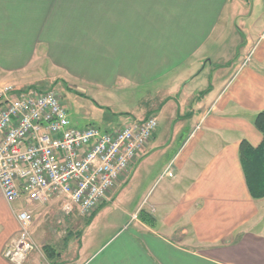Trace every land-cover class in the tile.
I'll use <instances>...</instances> for the list:
<instances>
[{"label":"crops","instance_id":"1","mask_svg":"<svg viewBox=\"0 0 264 264\" xmlns=\"http://www.w3.org/2000/svg\"><path fill=\"white\" fill-rule=\"evenodd\" d=\"M263 30L264 0H0V86L58 79L89 98L142 90L141 114L125 123L158 122L112 200L56 252L42 246L48 261L264 264V198L249 195L239 158L241 141L262 140L253 120L264 110ZM144 201L154 221L130 223ZM24 207L33 216L39 204H10L0 191V264ZM44 232L32 224L34 238ZM22 264L43 263L33 253Z\"/></svg>","mask_w":264,"mask_h":264},{"label":"built area","instance_id":"2","mask_svg":"<svg viewBox=\"0 0 264 264\" xmlns=\"http://www.w3.org/2000/svg\"><path fill=\"white\" fill-rule=\"evenodd\" d=\"M264 38V30L261 39ZM253 51L240 68L248 65ZM0 191L12 204L63 201L62 210L90 215L125 182L133 166L145 155L157 130L153 116L134 120L110 131L94 125L75 128L68 110L53 90L0 86ZM172 176L170 167L159 176ZM146 201L130 223L137 220ZM17 237L2 256L9 264H22L36 250L31 238V212L13 210Z\"/></svg>","mask_w":264,"mask_h":264},{"label":"rangeland","instance_id":"3","mask_svg":"<svg viewBox=\"0 0 264 264\" xmlns=\"http://www.w3.org/2000/svg\"><path fill=\"white\" fill-rule=\"evenodd\" d=\"M44 71L46 72V70ZM32 89H36L38 91H55L57 95L60 96L62 103L68 110L69 118L75 128H81V126L89 124L94 125L101 131H110L120 128L125 122H127V118L131 117V114H141V110H143V107L147 102L146 96L142 90L133 92L129 91L127 93L120 94L116 93L115 95H107L102 98H89L86 95L76 93V91L73 90V87L71 90H67L69 88L58 82V79L54 81L46 80L44 83L37 84L36 86L32 87ZM169 178L170 176H165L156 182V186H153L157 187L160 184L161 187L169 180ZM160 187L158 186L156 191ZM116 189L113 190L112 194L110 195V201L117 191ZM122 197L124 198V196ZM111 206L112 205H110V207ZM62 207L63 202L60 201V199L58 202L50 204H39V207L35 209L33 215L34 218L32 216L30 232L31 238L36 245V250H34L31 254H39L40 260L43 264H57L59 260L54 259L52 262L48 261L42 246H51L55 248L54 251L56 252L57 248L55 245L57 242L61 243V241L69 236V233H72L74 236H76L77 232L83 228L90 216L82 215L77 211V216L74 214V217L71 218L70 215H67L68 213L62 210ZM24 208L27 209V207ZM117 208L115 213L119 214L120 209L124 208V206L118 204ZM32 224L41 225L45 229L44 234L38 237V239L32 236ZM64 256L69 258L68 256H72V252L71 254L65 253Z\"/></svg>","mask_w":264,"mask_h":264},{"label":"trees","instance_id":"4","mask_svg":"<svg viewBox=\"0 0 264 264\" xmlns=\"http://www.w3.org/2000/svg\"><path fill=\"white\" fill-rule=\"evenodd\" d=\"M253 125L261 134L262 140L256 148L251 147L245 140L241 141L239 145V158L249 195L252 199L258 200L264 198V110L255 115ZM105 205L106 203L101 204L93 211L85 225H88L96 213ZM139 216L145 222L152 223L154 221L144 211H140ZM45 253L47 257L51 256L49 250L45 249Z\"/></svg>","mask_w":264,"mask_h":264}]
</instances>
